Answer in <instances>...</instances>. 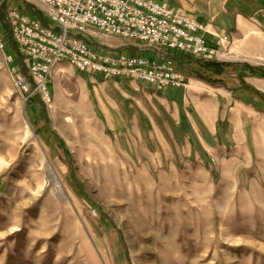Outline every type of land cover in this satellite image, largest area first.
Returning <instances> with one entry per match:
<instances>
[{
    "label": "rangeland",
    "instance_id": "obj_1",
    "mask_svg": "<svg viewBox=\"0 0 264 264\" xmlns=\"http://www.w3.org/2000/svg\"><path fill=\"white\" fill-rule=\"evenodd\" d=\"M235 3L243 25L209 24L220 64L203 71L223 83L178 55L187 79L162 90L62 61L45 102L15 85L34 78L5 13L53 24L38 0H0V264H264V0Z\"/></svg>",
    "mask_w": 264,
    "mask_h": 264
},
{
    "label": "built area",
    "instance_id": "obj_2",
    "mask_svg": "<svg viewBox=\"0 0 264 264\" xmlns=\"http://www.w3.org/2000/svg\"><path fill=\"white\" fill-rule=\"evenodd\" d=\"M38 1L53 25L10 9L5 20L13 41L31 60L34 78L32 82L28 76L16 73L15 85L21 93L37 87L34 94L40 92L45 102L50 99L48 75L62 61L78 73L98 74L103 81L127 79L156 90L179 86L187 79L172 58L151 60L115 51L118 46L106 41L111 37L139 41L148 47H166L205 60L217 54L213 41L206 37L209 30L205 25L156 0ZM88 36L100 38L101 45L91 42Z\"/></svg>",
    "mask_w": 264,
    "mask_h": 264
},
{
    "label": "crops",
    "instance_id": "obj_3",
    "mask_svg": "<svg viewBox=\"0 0 264 264\" xmlns=\"http://www.w3.org/2000/svg\"><path fill=\"white\" fill-rule=\"evenodd\" d=\"M158 2H163L166 3L172 7H175L179 10V12L181 14H188L191 16H196L190 13H199L200 16L202 17H198L196 16L197 20L203 24L207 25V29H209V24L212 23V21H217L224 24H227V26H230L231 24H233V26L237 27L238 25H243V15L240 14V12H238V9L236 7V3L235 0H156ZM243 12V11H242ZM236 13V15H235ZM207 15V16H206ZM208 18V19H206ZM218 18V19H217ZM207 20V21H206ZM209 22V23H206ZM232 27V26H231ZM230 29V27H229ZM225 31V30H224ZM230 31V30H229ZM227 32V31H226ZM207 38H210L209 34L206 35ZM128 45L132 46V47H136L137 50L134 53H131L130 49L128 48L129 52L131 54H136V55H141L142 51L148 50L150 48H156L159 49L160 46H153V47H148V46H135L133 44H122V45H118L119 47L125 46L127 47ZM183 54L182 52L179 51H175L173 50L171 53L169 54H165L163 52H158V56L159 58H172L174 59L172 56L173 55H181ZM143 56V55H142ZM71 67V66H70ZM71 69L73 70L74 73H76V70L74 68L71 67ZM79 78H85L82 76V73H79ZM192 78V77H190ZM190 83H191V88H206V84L203 85L200 82L194 80V79H190ZM170 89H174V90H179V88H170ZM186 97L187 96H192L195 97L196 101L201 103L204 102V98L207 99H212V96H209L208 94H205L204 91H201L199 93H196L193 90H187L185 92ZM263 118V117H262ZM258 121V120H256ZM260 121V120H259ZM255 127H258V122L254 123ZM263 124L260 123L259 126V131H263ZM239 148H254V146L249 145L248 143H246L245 145L240 144Z\"/></svg>",
    "mask_w": 264,
    "mask_h": 264
},
{
    "label": "trees",
    "instance_id": "obj_4",
    "mask_svg": "<svg viewBox=\"0 0 264 264\" xmlns=\"http://www.w3.org/2000/svg\"><path fill=\"white\" fill-rule=\"evenodd\" d=\"M0 17H1V19H3V14H0ZM191 57L192 56L186 55V54H181V55L178 56V58L180 60H182L183 62L184 61L187 62V64H190L192 62L194 64H197V68H193L192 69V68L189 67L190 68L189 70H191L193 72V75H195L196 77H199V78L204 79L207 82H211V83H223L221 79H219V78H218V80L212 79L210 76L206 75L204 73V71H203L204 68H207V67H210V66H213V65L216 66V65L220 64V62L213 61V60L206 61V60L201 59V58H194V60H193V59H191ZM173 60L175 62L176 67L179 70H185L184 68L188 69L186 65L175 61V59H173ZM253 74L264 76V69H262V68H254L253 69ZM213 80H215V82H213ZM60 145L63 147L62 143ZM64 151H66L65 148H64Z\"/></svg>",
    "mask_w": 264,
    "mask_h": 264
}]
</instances>
